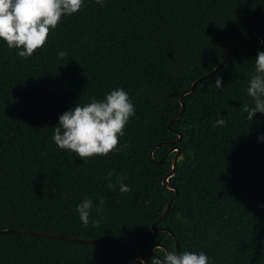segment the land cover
<instances>
[{
    "label": "trees",
    "instance_id": "1",
    "mask_svg": "<svg viewBox=\"0 0 264 264\" xmlns=\"http://www.w3.org/2000/svg\"><path fill=\"white\" fill-rule=\"evenodd\" d=\"M264 0H84L63 16L31 57L0 40V264H147L166 251L156 244L209 257V264H264V114L247 119L242 104L258 46ZM264 38V32L260 33ZM67 55L60 59L57 53ZM222 77V88L215 86ZM196 82L193 93L180 96ZM123 88L135 106L120 151L87 163L53 140L59 118L77 103L103 100ZM218 118L226 125L215 126ZM179 195L151 231L174 192ZM154 161L150 152L155 148ZM124 177L129 193L107 187ZM105 204L99 227L96 207ZM94 201L88 227L77 206ZM16 230V232H4ZM29 232L97 240L79 243Z\"/></svg>",
    "mask_w": 264,
    "mask_h": 264
},
{
    "label": "clouds",
    "instance_id": "2",
    "mask_svg": "<svg viewBox=\"0 0 264 264\" xmlns=\"http://www.w3.org/2000/svg\"><path fill=\"white\" fill-rule=\"evenodd\" d=\"M101 6L104 0H95ZM84 6V0H0V40L6 42L9 49H22L17 52L19 57L28 59L47 43L50 31H54L63 16L78 13ZM63 59L67 53H57ZM254 71L250 73L247 95L253 104H242V111L247 119L253 120L257 113L264 114V51L257 54ZM215 86L222 88V77H217ZM135 115V106L129 94L123 88H117L106 94L105 99L93 98L90 103L81 106L76 104L71 110L62 114L58 126L55 127L53 140L62 150H70L87 163L88 158L108 156L109 153L120 151V137L125 134V127L130 117ZM226 121L218 118L215 126L223 127ZM264 142V136L258 138ZM109 173L107 187L115 190L119 185L121 193H129L131 187L125 185L124 177L117 175L116 184L112 183ZM105 204L100 198L96 207L99 219L91 223L99 227L104 219L100 215ZM94 201L85 198L78 206L77 212L84 227H88L94 208ZM151 264H209V257L200 251H182L179 254L170 251L163 258L155 256Z\"/></svg>",
    "mask_w": 264,
    "mask_h": 264
},
{
    "label": "water",
    "instance_id": "3",
    "mask_svg": "<svg viewBox=\"0 0 264 264\" xmlns=\"http://www.w3.org/2000/svg\"><path fill=\"white\" fill-rule=\"evenodd\" d=\"M264 32V29H260V30H256L255 31V36H257L260 40H261V43L258 45V46H252L250 44H244V45H241V46H238L236 47L220 64L219 66L213 70V72H211L210 74H208L206 77H204L203 79L199 80V81H202L204 79H207L209 77H211L212 75H214L222 66H224L235 54L237 51H239L240 49L242 48H248V49H262L264 47V38L261 36L260 33ZM196 87V82L192 83L191 87L189 89H187L186 91H184L181 96H180V103H181V110L180 112L178 113V115L172 119L169 123V128L171 130V132H173L174 134L178 135V139L174 142H167V143H161L159 144L157 147L158 148H163L167 145H177L178 143L181 142L182 140V134L179 133L178 131H175V130H172L171 127L172 125L181 118V116L184 114V111H185V103H184V97L188 94H191L193 93L194 89ZM155 148H153L150 152V160L151 162L154 161V152H155ZM176 152V155L174 156L173 158V162H172V170L171 172H169L166 177L164 178L163 180V184L169 189V190H172L175 194L174 196L169 200V202L167 203L165 209L163 210V213L161 215V217L159 218V220L157 222H155L152 227H151V231L156 234L158 232H168L169 234H172V232L167 229V228H161V227H158L159 223L167 216L173 202L177 199L178 195H179V191L178 189L173 186L171 183H170V179L172 177L175 176L176 174V171H177V166H178V162L183 158V152L181 151L180 148L178 147H173L167 154L166 156H164V158L158 162L159 164L163 163L166 158L172 154ZM4 232H16V230H9V231H4ZM31 234H35V235H40V236H45V237H50V238H55V239H60V240H69V241H73V242H79V243H102L101 241H97V240H82V239H77V238H67L65 236H61V235H55V234H44V233H39V232H29ZM107 245V247H109L110 249L122 254V255H125V256H129V257H136L138 260H141L144 264H147V261L141 257V256H138V255H133V254H129V253H125V252H122V251H119V250H116V249H113L112 246L108 245V244H105ZM175 247H176V252L177 254L180 253V249H179V241L177 239H175ZM157 248H160V249H163L166 251V254L169 252L168 249L163 246V245H159V244H156L155 246L152 247L151 249V252L152 254L154 253V250L157 249Z\"/></svg>",
    "mask_w": 264,
    "mask_h": 264
}]
</instances>
